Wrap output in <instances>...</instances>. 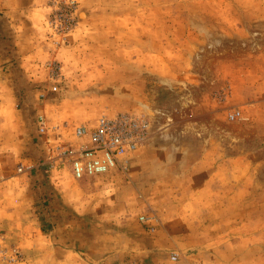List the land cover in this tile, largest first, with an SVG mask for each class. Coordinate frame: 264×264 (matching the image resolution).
<instances>
[{
  "label": "rangeland",
  "instance_id": "374dc122",
  "mask_svg": "<svg viewBox=\"0 0 264 264\" xmlns=\"http://www.w3.org/2000/svg\"><path fill=\"white\" fill-rule=\"evenodd\" d=\"M62 1L0 0L5 243L22 264H63L61 245L85 264H264V0H77L57 36ZM120 113L150 123L123 173L42 174L38 114L70 141Z\"/></svg>",
  "mask_w": 264,
  "mask_h": 264
},
{
  "label": "built area",
  "instance_id": "2783aa9c",
  "mask_svg": "<svg viewBox=\"0 0 264 264\" xmlns=\"http://www.w3.org/2000/svg\"><path fill=\"white\" fill-rule=\"evenodd\" d=\"M77 0L58 2L54 13L48 20V28L57 36H65L76 25ZM48 78L52 81L49 91H58L60 68L54 63L47 66ZM40 97H44L40 93ZM240 112L229 115L232 121L241 120ZM69 128L67 122L55 126L49 125L46 118L38 114L35 117V132L43 147L44 156L39 164L44 175L50 176L60 170H67L74 180H83L118 171L123 173L128 157L144 146L150 135V123L144 117H135L120 113L113 117L100 116L92 125L74 126L68 142L64 136ZM24 165L20 164L18 172ZM153 219L140 216L139 222L149 226ZM21 249L15 244H6L0 236V264H22ZM171 261H177L173 254Z\"/></svg>",
  "mask_w": 264,
  "mask_h": 264
},
{
  "label": "crops",
  "instance_id": "0c3cea01",
  "mask_svg": "<svg viewBox=\"0 0 264 264\" xmlns=\"http://www.w3.org/2000/svg\"><path fill=\"white\" fill-rule=\"evenodd\" d=\"M262 57H264V56H262ZM248 100H250V102L251 101H253L252 99H257V97L255 96L254 98H253V94H252V91L251 90H249V93H248ZM262 101H264V100H255L254 102L255 103H262ZM68 172V171H67ZM43 174V173H42ZM69 174V173H68ZM56 175V174H55ZM70 175V174H69ZM46 176V175H45ZM51 176H54V174H52ZM47 177H49V178H51L52 179V177H50V176H47ZM71 177V176H70ZM72 178V177H71ZM73 179V178H72ZM87 179H89V178H87ZM91 179V178H90ZM84 180V179H83ZM60 238H61V240H60V242H63L64 241V239L62 238V236H59ZM59 248H61L62 249V256L61 257H59L60 258V260L63 262V264H85V263H82V262H80V257L78 256V254L76 253V251L75 250H71V249H67V248H64L62 245H61V247H59ZM47 256L49 255L48 253L46 254ZM51 255H52V258H53V256H54V252L53 253H51ZM71 260H72V262H71Z\"/></svg>",
  "mask_w": 264,
  "mask_h": 264
}]
</instances>
